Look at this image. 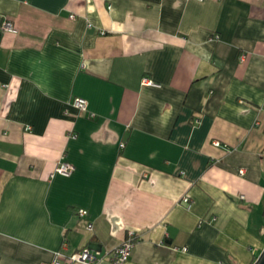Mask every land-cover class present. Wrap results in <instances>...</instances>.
<instances>
[{
  "label": "crops",
  "instance_id": "crops-1",
  "mask_svg": "<svg viewBox=\"0 0 264 264\" xmlns=\"http://www.w3.org/2000/svg\"><path fill=\"white\" fill-rule=\"evenodd\" d=\"M129 231L125 264L263 248L264 0H0V264Z\"/></svg>",
  "mask_w": 264,
  "mask_h": 264
},
{
  "label": "built area",
  "instance_id": "built-area-1",
  "mask_svg": "<svg viewBox=\"0 0 264 264\" xmlns=\"http://www.w3.org/2000/svg\"><path fill=\"white\" fill-rule=\"evenodd\" d=\"M2 30L8 32H14L15 29L10 21L5 20L2 22ZM148 83H152L149 80L146 81ZM73 106L76 107L79 111L85 112L86 110V101L83 98H75L73 100ZM55 172L60 175H69L72 171V167L65 163L61 162L55 167ZM183 202L188 204V199L184 197L182 199ZM78 214L80 216H84L86 214L85 210H79ZM87 227L90 228V223L87 224ZM135 243L134 233L129 231L128 236L125 237L119 245L113 248L112 252V260L115 264H125L131 249L133 248ZM98 252L90 251L88 248H82L78 252L72 253L70 255H66L61 252H55L52 260L48 263H41V264H71L73 262H79L81 264H94L97 260Z\"/></svg>",
  "mask_w": 264,
  "mask_h": 264
},
{
  "label": "water",
  "instance_id": "water-1",
  "mask_svg": "<svg viewBox=\"0 0 264 264\" xmlns=\"http://www.w3.org/2000/svg\"><path fill=\"white\" fill-rule=\"evenodd\" d=\"M251 264H264V246Z\"/></svg>",
  "mask_w": 264,
  "mask_h": 264
}]
</instances>
